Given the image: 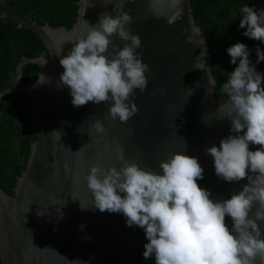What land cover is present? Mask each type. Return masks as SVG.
I'll list each match as a JSON object with an SVG mask.
<instances>
[{
  "label": "water",
  "instance_id": "obj_1",
  "mask_svg": "<svg viewBox=\"0 0 264 264\" xmlns=\"http://www.w3.org/2000/svg\"><path fill=\"white\" fill-rule=\"evenodd\" d=\"M112 2L118 0H89L92 6L85 7L79 0L77 20L71 29L40 25L0 10V17L36 35L47 50L38 58L22 57L10 83L0 91V103L18 93L30 97L31 127L36 136L14 194L0 189L2 264H155L154 256H142L143 245L148 242L142 229L127 226L120 213L82 210L79 206V202L90 206L91 194L83 177L91 165L120 166L114 153L117 146L122 147L127 159L157 173L161 172L160 162L174 153L197 157L204 169V178L197 183L209 190L213 199H228L246 183L218 179L212 158L205 154L206 148L219 146L220 140L229 135L230 120L218 118L222 113H217L220 103L214 101L211 49L205 32L196 25L191 0H183L182 16L172 25L152 16L149 0H135L123 8L133 19L127 27L142 41V48L136 51L149 67L146 90H135L132 98L138 107L134 117L126 123L112 121L110 102H88L80 107L71 104L68 87L60 84L63 68L56 55L57 46L63 42L61 56L67 55L72 46L67 42L86 36L101 14L116 16ZM191 27L202 32L206 56H201L200 45L188 43ZM110 40L106 55L113 46L122 48L124 44L116 35ZM40 57L48 60L42 68L37 62ZM200 60L207 72L194 68ZM29 64L36 65L37 76L43 73L50 83L37 87H33L36 81L24 84L23 68ZM96 122L103 124L104 134L95 133ZM258 147L250 145V150ZM225 223L231 226L227 216ZM261 228L264 232V225Z\"/></svg>",
  "mask_w": 264,
  "mask_h": 264
},
{
  "label": "clouds",
  "instance_id": "obj_2",
  "mask_svg": "<svg viewBox=\"0 0 264 264\" xmlns=\"http://www.w3.org/2000/svg\"><path fill=\"white\" fill-rule=\"evenodd\" d=\"M134 2H112L116 16L101 14L86 36L67 42L72 45L67 55L61 56L63 42L56 50L63 68L60 84L68 87L71 104L80 107L88 102H110L111 120L121 123L137 114L132 98L135 90L143 93L148 84L149 67L136 51L142 48L141 38L127 27L133 19L123 11L125 4ZM82 3L92 6L89 0ZM182 4L183 0H149L152 16L164 18L168 25L181 18ZM238 11V30L244 29L241 34L264 45V9L245 4ZM189 31L188 43L200 45L201 56H206L200 29L191 27ZM113 35L124 42L123 47L113 46L106 55ZM252 51L241 42L226 49L235 68L221 85L220 92L227 100L218 105L217 113H222L218 118L230 120L229 135L219 146L205 149L218 179L246 181L238 193L224 200L213 199V194L197 183L204 178L198 158L181 152L161 161V172L157 173L127 159L122 147L117 146L114 153L119 167L93 164L83 177L91 199L90 206L79 202L80 208L122 214L127 226L144 231L148 242L143 245L142 256H154L155 264H264V74L257 71V65L264 62V51L259 46L254 49L255 62L250 60ZM37 62L42 68L48 60L40 57ZM194 68L206 71L202 60ZM46 83L50 78L39 73L33 87ZM93 128L96 134H104L101 122ZM250 145L259 147L253 151Z\"/></svg>",
  "mask_w": 264,
  "mask_h": 264
},
{
  "label": "trees",
  "instance_id": "obj_3",
  "mask_svg": "<svg viewBox=\"0 0 264 264\" xmlns=\"http://www.w3.org/2000/svg\"><path fill=\"white\" fill-rule=\"evenodd\" d=\"M79 0H0V10L30 18L40 25L49 24L53 28L71 29L78 16ZM17 4V5H16ZM196 25L206 34L212 55L211 71L216 81L214 101L226 102L227 97L220 92L228 73L235 65L230 64L226 49L236 42L244 43L252 49L250 60L255 62L254 49L264 45L244 37L239 29V7L254 6L264 9V0H191ZM47 53L43 42L26 29L0 17V91L11 81L22 57L38 58ZM48 58V54L46 56ZM38 68L29 64L23 68L22 82L32 85L37 80ZM257 71L264 74V62L257 65ZM31 99L23 93L14 94L0 103V189L13 195L17 178L21 175L29 159L30 146L36 140L32 133L30 107ZM0 264L1 261H0Z\"/></svg>",
  "mask_w": 264,
  "mask_h": 264
},
{
  "label": "flooded vegetation",
  "instance_id": "obj_4",
  "mask_svg": "<svg viewBox=\"0 0 264 264\" xmlns=\"http://www.w3.org/2000/svg\"><path fill=\"white\" fill-rule=\"evenodd\" d=\"M2 2H4V0H2ZM17 5V4H16ZM16 14V13H15ZM29 16H30V18H27V17H24V18H27V19H33L32 17H33V14L32 13H29ZM43 55V54H42Z\"/></svg>",
  "mask_w": 264,
  "mask_h": 264
}]
</instances>
